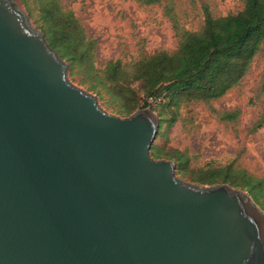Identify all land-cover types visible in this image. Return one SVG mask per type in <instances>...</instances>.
<instances>
[{
	"label": "water",
	"instance_id": "1",
	"mask_svg": "<svg viewBox=\"0 0 264 264\" xmlns=\"http://www.w3.org/2000/svg\"><path fill=\"white\" fill-rule=\"evenodd\" d=\"M19 0H0V264H264V212L150 146L159 116L102 108Z\"/></svg>",
	"mask_w": 264,
	"mask_h": 264
},
{
	"label": "trees",
	"instance_id": "2",
	"mask_svg": "<svg viewBox=\"0 0 264 264\" xmlns=\"http://www.w3.org/2000/svg\"><path fill=\"white\" fill-rule=\"evenodd\" d=\"M27 4V0H22ZM144 4L160 0H137ZM37 8V25L48 44L69 64V73L81 74L80 82L86 83L99 97L112 104L122 115L139 107V98L162 97L154 106L159 121L178 112L181 103L201 100L205 103L222 96L237 84L248 70L254 55L264 47V0H242V7L226 14L213 15L206 5L203 21L197 29H179L175 25V48L157 49L141 54L129 64L119 58H110L103 67L94 64L96 40L88 36L71 8L60 0H32ZM31 14V7L27 4ZM170 11L168 8L167 12ZM264 91V79L261 83ZM148 102V101H147ZM223 120H233L239 109L217 111ZM173 119V118H172ZM168 120V123L172 122ZM264 124V109L252 129ZM150 153L155 157L165 154L175 161L182 176L188 156L179 149L165 151L151 144ZM190 180L195 184L228 183L249 193L253 202L264 210V177H258L231 163L199 168Z\"/></svg>",
	"mask_w": 264,
	"mask_h": 264
},
{
	"label": "rangeland",
	"instance_id": "3",
	"mask_svg": "<svg viewBox=\"0 0 264 264\" xmlns=\"http://www.w3.org/2000/svg\"><path fill=\"white\" fill-rule=\"evenodd\" d=\"M19 1L31 24L41 30L37 25L40 21L37 18L38 10L32 0H27L32 9L31 14L27 10V4ZM60 2L74 11L86 34L96 40L94 64L99 67H103L105 61L110 58H119L122 63L129 64L141 54L157 49L175 48V25L179 29H197L203 21L204 5L213 15H221L236 11L243 4L242 0H160L152 4L137 0ZM168 8L170 11L167 12ZM67 74L71 82L96 94L87 88L86 83L80 82L81 74L69 73V64ZM263 79L264 47L254 55L240 81L222 96L207 103L201 100L181 103L176 114L166 113L168 119L159 121L152 144L163 147L165 151L179 149L186 153L188 162L182 176L176 170L175 164L178 176L192 182L190 179L197 175L196 170L199 168L208 169L231 163L233 167L244 168L255 176L264 177V124L252 129L253 123L264 109V91L261 90ZM97 98L100 106L106 111L122 115V112L117 111L105 98L98 95ZM161 98L151 97L148 102L139 98V107L149 105L158 115L154 104L155 100ZM235 108L240 111L233 120L220 119L214 111ZM171 119L172 122L168 123ZM161 157L168 158L165 154ZM240 189L249 195L247 190Z\"/></svg>",
	"mask_w": 264,
	"mask_h": 264
},
{
	"label": "built area",
	"instance_id": "4",
	"mask_svg": "<svg viewBox=\"0 0 264 264\" xmlns=\"http://www.w3.org/2000/svg\"><path fill=\"white\" fill-rule=\"evenodd\" d=\"M155 99V98H154ZM159 100H155V103L158 102ZM150 103H152L150 100H149Z\"/></svg>",
	"mask_w": 264,
	"mask_h": 264
}]
</instances>
